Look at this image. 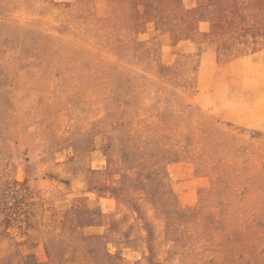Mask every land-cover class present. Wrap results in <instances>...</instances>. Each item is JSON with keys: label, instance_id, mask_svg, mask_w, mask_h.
<instances>
[{"label": "rangeland", "instance_id": "374dc122", "mask_svg": "<svg viewBox=\"0 0 264 264\" xmlns=\"http://www.w3.org/2000/svg\"><path fill=\"white\" fill-rule=\"evenodd\" d=\"M0 264H264V0H0Z\"/></svg>", "mask_w": 264, "mask_h": 264}]
</instances>
